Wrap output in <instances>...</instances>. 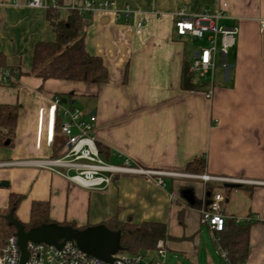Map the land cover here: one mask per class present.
Masks as SVG:
<instances>
[{"label": "crops", "instance_id": "0c3cea01", "mask_svg": "<svg viewBox=\"0 0 264 264\" xmlns=\"http://www.w3.org/2000/svg\"><path fill=\"white\" fill-rule=\"evenodd\" d=\"M110 1L112 9L96 11L83 28L85 49L101 58L108 70V82L94 86L42 82L30 74L34 45L55 38L45 10L28 7V0H0V55L4 66L19 74L15 84H0V106L18 109L12 145L0 147V209L8 206L10 195H20L15 216L22 223L29 221L32 203L41 202L47 203L49 218L57 223L85 229L104 228L114 218L122 223L155 222L165 224L172 239L194 236L202 204L216 193L223 196L220 208L226 217L260 214L264 208V0ZM221 4L226 8L219 25L237 29L235 46L227 52H232L230 70L210 87L193 74V83L207 87L186 91L181 75L191 61L189 37L176 34L173 14L179 8L215 12ZM124 11L129 18L123 17ZM56 96L66 97L62 101L71 106L75 100L89 106L87 112L78 109L85 118L93 117L92 135L108 163L118 165L128 159L144 170L161 173L164 185L158 187L145 176L123 175L114 178L108 189L92 191L40 166L62 152L60 119L52 102ZM195 158L205 160L203 175L229 182H204L203 175L186 173V165ZM207 183L229 192L214 187L210 191ZM186 190L192 203L182 197ZM245 264H264V225L257 222L250 226Z\"/></svg>", "mask_w": 264, "mask_h": 264}, {"label": "built area", "instance_id": "2783aa9c", "mask_svg": "<svg viewBox=\"0 0 264 264\" xmlns=\"http://www.w3.org/2000/svg\"><path fill=\"white\" fill-rule=\"evenodd\" d=\"M27 6L43 10H72L78 12L79 15H92L99 10L112 9L113 4L110 0H81L79 3L70 0L65 4H60L58 0H28ZM225 8L226 4H221L215 12L204 9L199 13H190L186 8H179L173 14L174 29L178 36L206 42L207 47L195 54L189 70L193 74H197L203 81L209 75L211 86L213 70L218 66L215 55L219 54V64L226 69L227 52L234 48L237 36L236 28L219 25L220 20L225 17ZM123 17L129 18L130 13L124 11ZM140 26L141 23H138L137 27ZM18 77L19 74L16 71L8 67H0V84L13 85ZM207 95L210 97L211 91ZM52 102L60 119L59 132L64 137V143L59 156L40 163L44 169L69 183L92 191L108 189L114 178L123 175L145 176L154 181L158 187L164 185L160 179V176H163L161 173L144 170L128 159L118 165L102 159L96 140L92 135L93 117L85 118L78 108L63 103L60 97H54ZM201 179L204 182L212 180L229 182L228 179L212 178L205 175L201 176ZM223 201L221 194H213L208 203L202 204L199 211L201 225L213 234L214 240L215 234L223 231L227 220H232L235 224L257 222L264 225V208L260 214L253 216L226 217L220 208ZM26 250L28 255L25 264H165L167 255V249L163 243H160L153 251H139L134 254L119 253V255L110 256V260H101L88 255L81 251L74 242H60L56 246L28 242ZM217 250L220 259L225 264H231L227 253L220 247H217ZM19 255L17 238L10 237L5 246L0 249V264H18Z\"/></svg>", "mask_w": 264, "mask_h": 264}, {"label": "trees", "instance_id": "16d2710c", "mask_svg": "<svg viewBox=\"0 0 264 264\" xmlns=\"http://www.w3.org/2000/svg\"><path fill=\"white\" fill-rule=\"evenodd\" d=\"M61 4L62 0H58ZM65 12V17H61ZM90 15H79L72 10H45V17L53 33L54 40L38 42L32 50L30 74L46 81H66L101 86L108 82V70L101 58L87 52L84 45L83 27ZM190 66V65H189ZM0 67L4 59L0 55ZM182 88L186 91H198L205 83H193V73L187 64L182 69ZM67 97L69 95H66ZM61 100L66 98L59 96ZM18 109L15 106H0V147H10L14 136ZM7 139V142H6ZM61 142V148L63 147ZM99 155L105 159L104 152L98 147ZM57 156V155H56ZM54 156V158L56 157ZM205 160L195 158L186 165L185 172L203 175ZM208 184V185H207ZM210 191L214 187L207 183ZM20 195H10L8 206L0 209V249L10 237H18L21 233L36 234L46 228L70 229L83 232L73 223H57L48 215L47 203L34 202L30 209V218L26 223L16 219L15 212L21 201ZM251 223L235 224L227 220L222 232L215 234L214 244L227 253L231 264H245L249 252V231ZM118 237V253L134 254L139 251H152L160 243L171 238L167 234L166 225L155 222L133 224L119 222L115 218L103 225Z\"/></svg>", "mask_w": 264, "mask_h": 264}, {"label": "rangeland", "instance_id": "374dc122", "mask_svg": "<svg viewBox=\"0 0 264 264\" xmlns=\"http://www.w3.org/2000/svg\"><path fill=\"white\" fill-rule=\"evenodd\" d=\"M65 12H61V17L65 16ZM186 45L188 48V60L191 59L189 64L192 62L193 54L200 52L201 49L206 48L207 44L204 40H196V39H186ZM232 59V52H229L227 55V68L224 69L220 66V56L217 53L215 55L216 63H218L217 67L213 70L212 73V84L217 86L219 84V80L221 79L224 72H227L229 69V65ZM229 66V67H228ZM197 79V75L195 76ZM204 81H208V87H210V76L208 75ZM207 87V85L205 84ZM67 97V96H66ZM70 104V103H68ZM74 107L79 108L83 112H87L89 106L87 104H83L80 100H75L73 104ZM62 136V135H61ZM63 141L64 137L62 136ZM106 154H104L105 156ZM108 159L107 156H105ZM106 158L104 159L106 161ZM108 162V161H107ZM214 189L217 188L220 192L228 193L229 190L226 188L220 187L217 183L213 184ZM214 191V190H213ZM201 209V208H200ZM200 224V225H199ZM199 224L196 227L195 233H193L192 238H182L180 239H170L165 241L163 244L166 246L167 255H166V262L165 264H225L222 259L219 257V252L217 250V246L214 244L213 234L203 225L200 223V214H199ZM48 230V228H47ZM56 230L55 228L50 229ZM60 231H68L70 229H58ZM104 230L101 225H89L87 226L83 232H86L88 235L91 236H99L101 232ZM174 232V231H172ZM175 233V232H174ZM181 236V235H179ZM49 242H56L60 243L56 237L47 238ZM84 250L91 254L101 255L106 257V254L96 245L90 242H83L82 244ZM153 251V250H152ZM142 252H145L143 250ZM114 255H119V253H113ZM154 254V253H153Z\"/></svg>", "mask_w": 264, "mask_h": 264}, {"label": "water", "instance_id": "95a60500", "mask_svg": "<svg viewBox=\"0 0 264 264\" xmlns=\"http://www.w3.org/2000/svg\"><path fill=\"white\" fill-rule=\"evenodd\" d=\"M63 103H66L65 100H63ZM182 197L191 202V192L189 191H183ZM56 229V228H55ZM103 232L99 234V236H91L88 235L86 232H80V231H60V230H51L49 231V228L47 230L44 229L36 234H24L21 233L17 237V245L19 248V263L18 264H25L27 261V244L28 242H34V243H46L50 245H57L56 242H49L47 238L50 237H56L58 241H61L62 243L65 242H74V244L84 253L94 256L96 258H99L101 260H110V256L114 255L113 253H117L118 249V237L115 235V233L110 234L107 229L103 228ZM83 242H90L96 246H98L105 254L106 257L101 255H95L87 252L84 250L82 244Z\"/></svg>", "mask_w": 264, "mask_h": 264}]
</instances>
